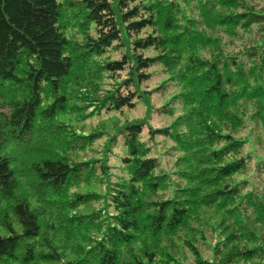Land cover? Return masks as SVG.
I'll list each match as a JSON object with an SVG mask.
<instances>
[{"label": "trees", "instance_id": "16d2710c", "mask_svg": "<svg viewBox=\"0 0 264 264\" xmlns=\"http://www.w3.org/2000/svg\"><path fill=\"white\" fill-rule=\"evenodd\" d=\"M259 124L264 0H0V264H264Z\"/></svg>", "mask_w": 264, "mask_h": 264}, {"label": "rangeland", "instance_id": "374dc122", "mask_svg": "<svg viewBox=\"0 0 264 264\" xmlns=\"http://www.w3.org/2000/svg\"><path fill=\"white\" fill-rule=\"evenodd\" d=\"M161 77L162 76L160 77L156 76L154 79L147 82L145 86H147V88L149 89L154 88L162 80L163 77L162 78ZM174 90L175 89L173 87H169V89L165 91L159 90L158 92L153 93L151 96V100L154 106H156V108L160 107L163 103H165L168 100L169 96L174 92ZM144 110H145L144 105L138 102L135 108H132V109L123 108L122 111H119V112H113V111L107 112L103 110V111H100L99 113H95L91 116H87L79 121H76L75 119H73V117L70 114H61L59 116V119L70 121V123L74 126V129L78 133L87 134L89 132H92L94 128L98 126H102V125L107 131H110L114 122H123L126 119H133V118L140 117L144 114ZM171 120H172V117L168 116L165 113H162V111L159 110V111H154L152 113L150 123L154 127H159V126H164L168 124ZM246 134L250 135L249 126H247L246 129H242L239 132V135H246ZM258 136H261V139L258 140L257 139ZM105 139H106V135H103L101 138L95 141L92 147H94L97 150L100 149ZM250 139H251V142H248L245 145L244 150L248 151L249 149H251L254 153L252 154V156H253V160L255 161L256 160L255 156H264V135H263L262 126L260 124L256 129H254L251 132ZM155 141L158 142L157 143L158 154L161 156V158H163L164 162L167 165H171L172 158L174 157H170L168 153L166 152L169 144L165 142L164 140H162L161 136H156ZM114 151H115V155L112 156L110 160V164L118 166L119 164L118 158L120 154H122L123 152L120 142L114 148ZM97 153L86 151L85 153L84 152L80 153L79 157L84 159L90 155H97ZM113 171L117 172L118 170L114 169ZM78 190L83 191V188H79ZM182 251H183L182 252L183 256L181 257L182 263L183 264H193L192 257L187 252V250L182 248ZM206 255H209V253L207 252Z\"/></svg>", "mask_w": 264, "mask_h": 264}]
</instances>
